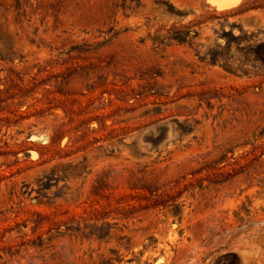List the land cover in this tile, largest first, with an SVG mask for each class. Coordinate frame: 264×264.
<instances>
[{"label": "rangeland", "instance_id": "374dc122", "mask_svg": "<svg viewBox=\"0 0 264 264\" xmlns=\"http://www.w3.org/2000/svg\"><path fill=\"white\" fill-rule=\"evenodd\" d=\"M0 264H264V0H0Z\"/></svg>", "mask_w": 264, "mask_h": 264}]
</instances>
